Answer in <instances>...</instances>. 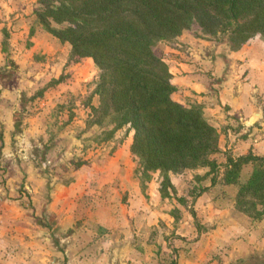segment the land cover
<instances>
[{
    "label": "rangeland",
    "instance_id": "1",
    "mask_svg": "<svg viewBox=\"0 0 264 264\" xmlns=\"http://www.w3.org/2000/svg\"><path fill=\"white\" fill-rule=\"evenodd\" d=\"M36 7L37 0H0V186L7 175L13 179L12 190L1 193L3 202L12 205L1 221L9 235L20 238L9 246L20 253L16 261H3L0 247V264H21L27 252L41 264H62L59 253L63 256L71 250L96 257L105 250V257L106 252L112 254L103 261L108 264H117L116 250L131 257L135 252L145 254L136 260L127 255L129 264L150 262L151 252L163 264H175L176 257L187 252L204 250L219 256L221 249L205 247L213 237L211 227L246 223L249 218L233 207L236 185L226 187L219 179L209 185L210 175L196 179L194 174H203L204 167L169 173L174 192L168 198L159 196L158 172L142 187L138 162L129 151L132 131L123 126L104 139L111 127L109 117L101 124L91 123L95 116L89 104L98 102L91 95L97 75L92 60L70 61L69 45L41 28ZM246 44V57H235ZM154 52L178 81L171 97L185 106H203V118L216 124L219 151L212 157L222 164L227 152L253 153L249 142L262 131L264 115L253 113L251 118H260L252 125L239 122L230 127L228 115L215 117L217 109L223 113L230 106L216 103L222 101L219 95L236 87V81L247 76L258 81L255 75L264 73L263 38L255 35L232 50L227 33L204 35L193 23L173 39L156 42ZM243 63L252 67L247 70ZM56 78L61 80L48 85ZM261 78L264 83V74ZM193 83L201 89L190 88ZM262 83L255 82L252 96L256 109L264 112ZM244 166L250 171L251 165ZM198 186L208 188L191 197L190 189ZM172 208L177 210L176 218L169 212ZM218 208L224 209L223 215L214 210ZM245 226L236 234H251V251L240 257V249H231V264L264 255L258 244L261 228ZM39 253L41 258L35 255ZM52 256L57 257L52 260Z\"/></svg>",
    "mask_w": 264,
    "mask_h": 264
},
{
    "label": "trees",
    "instance_id": "2",
    "mask_svg": "<svg viewBox=\"0 0 264 264\" xmlns=\"http://www.w3.org/2000/svg\"><path fill=\"white\" fill-rule=\"evenodd\" d=\"M34 14L44 31L69 45L70 61L92 60L97 75L91 95L98 102L89 104L91 123L109 117L104 139L123 126L132 131L129 151L142 187L158 172L159 196L168 198L174 192L169 173L205 167L196 179L210 175L209 185L217 179L236 185L234 209L253 222L264 218V156L227 153L217 162L212 157L219 151L216 129L200 105L185 106L171 97L175 86L168 66L154 52L156 42L173 39L193 23L204 35L227 33L232 50L255 35L264 40V0H37ZM246 164L251 169L241 177ZM207 188L192 187L190 196ZM177 200L185 203L183 196ZM169 212L176 218L175 208ZM239 264H264V255Z\"/></svg>",
    "mask_w": 264,
    "mask_h": 264
},
{
    "label": "crops",
    "instance_id": "3",
    "mask_svg": "<svg viewBox=\"0 0 264 264\" xmlns=\"http://www.w3.org/2000/svg\"><path fill=\"white\" fill-rule=\"evenodd\" d=\"M248 49L249 46L246 44V46H243V50H241L239 52V54H241L240 56H236L239 59H243V57H246V50L245 48ZM252 56V53L249 55V57ZM248 60V57L246 58ZM245 67L248 69V66L250 65V67H252L251 64H245ZM261 64H259V71L261 69ZM237 66H233V70L237 69ZM250 71L253 72L252 69H250ZM170 72V70H169ZM171 74V72H170ZM254 74V73H253ZM264 74V73H263ZM263 74H256L255 76L258 78L257 79H253V78H248L244 80V81H236V87L234 89L229 90L230 93H223L220 96V99H222V101H218L216 103V106L219 107L220 105L223 106L224 105H228L230 106L229 109L225 112L222 113V111H218L217 109V114L215 115V117L220 116V115H228L227 119H230V123L229 126L231 127H235L233 126L234 123H241L243 125L246 126V124H251L255 121H258V119L260 117L257 118H251V114H259L260 116L264 115L263 110L261 109H256L254 100H253V96H252V90L255 88L254 84L255 82L257 84H261L263 81H261V77L263 76ZM252 76V74H251ZM185 82V79L181 80ZM171 83L176 86V84H178V81L176 79H173V77H171ZM194 85L190 88H193L195 90H200L201 85L199 83H193ZM264 85V83H262ZM174 94V93H173ZM213 93H210L209 96H212ZM214 96V95H213ZM204 99L208 98V95L205 94ZM227 100V102H225ZM180 103V102H179ZM189 105V104H188ZM201 111L203 112L204 117L205 112H204V108L203 106H201ZM254 109L257 112H254ZM209 110H211V108H209ZM214 109H213V113H214ZM210 124L212 126L216 125L214 123V121L212 119H208ZM263 136V137H262ZM244 137V136H241ZM255 140L257 141H251L249 143H251V145H253L252 150L253 153L256 155H261L264 156V127L262 128L261 132H257L254 135ZM254 140V139H253ZM230 153V152H227ZM233 156V155H232ZM248 166V165H247ZM246 166H243L241 169V177H244L248 174V171L245 168ZM5 183L3 184V188L0 186V247L3 251V261H10L12 260L13 262L16 261V258L18 257V255H20L19 252H13L14 248L9 249L10 245H15L16 243V239H20L18 238V236H13L7 232L8 230L5 228V225L2 224L1 218L3 217V212L6 210V208L10 207L12 205H8V203L3 202V196L1 195V193L3 194L5 192V190L11 191V187H12V182L13 179H11L8 175L5 177ZM226 187H231L232 185H227ZM234 192L236 187L233 188ZM234 195V194H233ZM214 209L217 210V212L219 213V215H223L222 213L224 212V209ZM231 209H232V205H231ZM236 214H239L238 212H235ZM242 224V225H241ZM244 224L246 225V227H248V229H250L252 226V229L254 227H258L261 228V233H260V242L258 243L260 248H262V250H264V218H262L259 221H251L249 218L247 219L246 223H244L243 220H241V223H233L232 226L227 225V227L221 226V228H219V225H217L215 228L211 227V231H212V236L210 243L206 242L205 247H209V251L211 249H214V251L216 250H220L221 249V254L219 256L214 255L215 252H204V250L202 252H198V253H191V252H187L183 255H180L176 257V261L174 262L175 264H231L232 262H234L233 260H230L232 258V255L234 254L235 250L240 249V257L245 256L246 254L248 255V252L251 251V241H250V235L248 236H243L240 237L239 234H236L237 232H240L241 230H244ZM223 227V228H222ZM210 230V229H209ZM221 231V232H220ZM233 232V236H231L229 233ZM248 233H250L249 230H247ZM232 234V233H231ZM24 240V237L21 239V241ZM201 243H203V241L200 240ZM226 245V246H225ZM254 245H255V240H254ZM204 249V248H203ZM231 249H233L234 251L231 252ZM105 251V250H104ZM104 251H99L97 252V257L94 256L91 252H87V251H75L72 252V250L69 252V254H65L62 256L61 252L59 253V255H61V263L62 264H108L107 262H103L107 257H111L112 254L109 252H106L107 257H105L104 255ZM239 251V250H238ZM101 252V253H100ZM209 253L210 256L207 257V254ZM114 257L117 258V264H129L127 261H125V259H127V255L130 259H143V256L145 254L143 253H133L132 257L129 256V254L126 252H124L123 250H116L113 251ZM29 255H33L31 254V252H27L25 257L22 258L21 260V264H41L38 262V260H34V256L33 257H29ZM38 255V258H41V256L43 254H35ZM149 257H150V262H144V263H140V264H163L161 261L156 260V253H149ZM55 257L57 256H52V260H55ZM103 258L102 260L98 261V262H94L95 258ZM37 258V259H38ZM158 258V257H157ZM42 260V259H41ZM6 262V263H7ZM17 264H20V262H18Z\"/></svg>",
    "mask_w": 264,
    "mask_h": 264
}]
</instances>
